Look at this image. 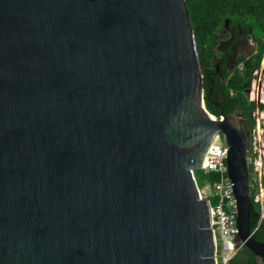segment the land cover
Masks as SVG:
<instances>
[{
  "label": "water",
  "instance_id": "obj_1",
  "mask_svg": "<svg viewBox=\"0 0 264 264\" xmlns=\"http://www.w3.org/2000/svg\"><path fill=\"white\" fill-rule=\"evenodd\" d=\"M216 132L264 257L246 132L205 107L185 0H0V264H215Z\"/></svg>",
  "mask_w": 264,
  "mask_h": 264
},
{
  "label": "trees",
  "instance_id": "obj_2",
  "mask_svg": "<svg viewBox=\"0 0 264 264\" xmlns=\"http://www.w3.org/2000/svg\"><path fill=\"white\" fill-rule=\"evenodd\" d=\"M185 2L201 72L205 107L216 116L222 111L242 117L240 125L246 132L247 138L254 124L252 111L255 107L254 102L248 99L244 92V82L252 76V70L260 66L262 58L261 71L264 73V0H185ZM223 26L234 32L233 39L238 36L235 32L236 28L245 30L247 34L250 33L256 42V51L247 58L237 56L236 61L241 62V69H234L231 75L226 70L223 73L224 78L217 81L216 65L224 55L220 49L219 39L228 38V34L222 32ZM258 107L264 109V100L259 102ZM206 173L209 181L216 177L212 171ZM249 206L248 229L251 231L258 222L259 214V204L253 201L251 195ZM260 222L263 229L264 213ZM261 228L254 230L251 235L256 236ZM241 250L239 247L228 258L226 264H237L242 258L245 264H264L263 256H257L247 247Z\"/></svg>",
  "mask_w": 264,
  "mask_h": 264
},
{
  "label": "built area",
  "instance_id": "obj_3",
  "mask_svg": "<svg viewBox=\"0 0 264 264\" xmlns=\"http://www.w3.org/2000/svg\"><path fill=\"white\" fill-rule=\"evenodd\" d=\"M262 63L263 58L260 62V69ZM252 73H256V69H253ZM263 76L264 73L260 71L252 78V88L249 94L256 101L252 111L254 124L246 138L244 154L250 195L253 201L259 204L260 216L264 210V109L259 108L258 104L264 100ZM226 151L227 144L223 135L221 132H216L205 152L206 171H212L216 174L213 180H208L215 264H226L228 258L242 245V241L236 237V206L232 184L226 175Z\"/></svg>",
  "mask_w": 264,
  "mask_h": 264
},
{
  "label": "flooded vegetation",
  "instance_id": "obj_4",
  "mask_svg": "<svg viewBox=\"0 0 264 264\" xmlns=\"http://www.w3.org/2000/svg\"><path fill=\"white\" fill-rule=\"evenodd\" d=\"M222 32L227 33L228 38L225 39L224 41L219 39V45L221 47L220 49L224 55L222 57H220V60L218 61L219 63L216 65V69L218 70L217 81L219 79L224 78V76H223L224 71L228 70L229 74L231 75L234 69H237V70L241 69V62L236 61L237 56L247 58L248 56L254 54L256 51V42H255L253 36L250 33L247 34L245 32V30L236 28L235 32L238 34V36H236L234 39L232 38L234 32L231 31L230 29H228L226 26H223ZM229 41H231V42L228 43ZM255 69H256V73H254V74L252 73V76H250L247 79V82H244V84H245L244 92H245L246 96L248 97V99L252 100L254 102V104L256 101L250 97L249 91H250L251 86H252V78L254 76H256L261 71V69L259 67L255 68ZM217 89H218V86H217ZM235 110L238 111L237 108H235ZM237 118L239 119V122L242 119V117H240V116L239 117L237 116ZM263 213H264V210H263L262 214ZM262 214H261V216L258 214V222H257L256 226L250 231L251 233L254 232V230H258L261 228L262 222H260V218L262 217ZM253 238L255 240H258V241H264V228L263 229L261 228V230L258 232V234L256 236H254ZM240 247L242 249L241 251H243L246 246H244L242 244ZM257 256H259V255H257ZM237 264H245L244 258L239 259Z\"/></svg>",
  "mask_w": 264,
  "mask_h": 264
},
{
  "label": "rangeland",
  "instance_id": "obj_5",
  "mask_svg": "<svg viewBox=\"0 0 264 264\" xmlns=\"http://www.w3.org/2000/svg\"><path fill=\"white\" fill-rule=\"evenodd\" d=\"M225 39H223V41H224ZM252 88V87H251ZM251 91V90H250ZM251 96V95H250Z\"/></svg>",
  "mask_w": 264,
  "mask_h": 264
}]
</instances>
